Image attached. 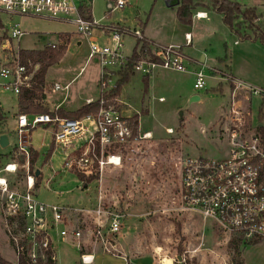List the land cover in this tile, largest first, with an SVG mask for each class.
I'll return each mask as SVG.
<instances>
[{
    "label": "rangeland",
    "instance_id": "374dc122",
    "mask_svg": "<svg viewBox=\"0 0 264 264\" xmlns=\"http://www.w3.org/2000/svg\"><path fill=\"white\" fill-rule=\"evenodd\" d=\"M91 1L93 17L101 20L102 24L112 22L120 24L122 29L129 30L140 28L142 37L146 35L160 45L183 46L188 58L185 62L186 71L156 69L149 79L147 91L143 76L134 72L129 79L132 80L130 97L121 95L122 86L118 96L109 98V105L124 115L132 117L134 114H140L141 135L146 130L152 132L149 139H139L117 149L123 154V166H105L103 172L96 163L91 165L90 169L79 170L76 165L66 168L65 150L63 151L62 147L56 148L53 127L39 126L31 130L28 138L31 157L36 155V162L32 166L30 164V172L36 174L39 169L42 173L35 192L37 198L42 202L77 209L95 205L97 193L102 189L107 204L126 212L122 231H129L132 235L147 240L146 243L153 248L157 256L169 254L178 262L176 264H264V240L255 244L243 242L238 255L229 245L231 238L237 236L234 232H225L213 219H206L185 208L180 202L181 173L176 164L180 158L187 156L221 158L225 155L227 141L219 140V134L229 99V87L226 82L209 78V66L217 56L227 52L231 74L250 85L264 89V46L259 42L240 41L223 23L221 14L214 15L208 4V7L199 4L194 10L193 19H200L197 18V13L205 12L208 17L213 16L211 21H195L190 27L179 21L178 5L170 6L167 0H131L124 10L109 16L107 0ZM237 1L247 4L246 6H256L258 11L264 12V0ZM0 21L3 25L0 33L4 28H10L13 23H18L24 31L18 40L11 41V49L2 48L1 45L7 43L6 39L2 42L0 63H3L5 58L11 59L19 49H39L47 39L55 40L53 33L69 32L65 33L70 35L66 53L59 63L49 67L46 74L44 92H47V104L50 108L62 103L63 109L74 111L87 104L88 99L93 98V101H96L102 97L99 57L89 56L87 40L83 35L76 33L74 25L10 15L3 11H0ZM187 31L193 33V45L186 44ZM124 40L125 54L130 55L136 45L135 38L125 36ZM204 53L206 60L196 64L195 61H200ZM195 68L202 69L209 75L206 90L194 88L192 71ZM122 72L124 71H111L108 77L112 83L109 85H115L102 94L111 96L122 78ZM54 83H59L62 87L69 84V89L67 92L52 89ZM194 95L200 99L192 100ZM17 99L12 93H6L2 97L6 115L2 113L0 131L4 129L7 132L10 145L0 146V168L12 161L18 142L15 132L16 115L20 112ZM36 102L43 105L41 100ZM45 103L43 106L50 109ZM257 108V102L253 100L255 115H258ZM92 127L91 125L90 128ZM168 128L173 132L169 133ZM52 145L55 146L50 153ZM77 146L80 148L76 149ZM84 149L85 145L76 141L66 151L71 156H80ZM18 161L22 165L24 157L19 156ZM92 172L93 175L98 172V178L84 186L77 177L78 173H83L88 179ZM25 174L26 169L19 167L16 175H10V179L23 181ZM12 184H15L14 181ZM62 228L64 227L61 224L52 232L58 255L56 264H80L78 249L59 235ZM121 232L117 236L120 253ZM96 247L100 252L96 254V260L92 264H121L122 261L125 264L122 258L102 252L99 245ZM96 247L93 245V248ZM0 253L6 260L16 262L1 212ZM178 255L185 258L183 263L178 260Z\"/></svg>",
    "mask_w": 264,
    "mask_h": 264
},
{
    "label": "built area",
    "instance_id": "2783aa9c",
    "mask_svg": "<svg viewBox=\"0 0 264 264\" xmlns=\"http://www.w3.org/2000/svg\"><path fill=\"white\" fill-rule=\"evenodd\" d=\"M131 0H107V16L124 10ZM0 11L10 15L40 18L48 21L72 24L76 33L83 35L90 49V57L98 56L101 66L100 92L111 89V71H124L130 55L125 54V36L135 42L142 40L141 29H122L120 24H102L93 17L91 0H0ZM208 17L198 12L197 18ZM130 32V33H129ZM6 34L2 48L24 34L18 23L4 28ZM186 44L191 43V34H185ZM136 46V45H135ZM151 54H140L134 71L142 76L151 75L158 68L186 71L188 59L181 45L151 43ZM20 50V49H19ZM19 50L10 59L0 63V104L6 93L19 96L21 90L30 87L39 65L31 70L20 60ZM134 50V49H133ZM139 50V48H138ZM32 64H30L31 66ZM194 88H207L209 75L204 70L194 72ZM229 87V99L221 122L219 140L227 141V150L221 158L183 157L176 163L181 173L180 202L186 209L213 219L225 232L235 233L242 242L264 240V89L235 78L222 69L210 68V76ZM219 82V83H220ZM115 87V86H114ZM53 88L68 91L69 84L55 83ZM109 99H101L105 105L94 114L82 118H62L49 113H18V142L12 161L0 168V212L16 255V262L25 255L28 264H46L47 251L51 260L58 261L53 229L63 225L59 235L80 254V264L95 261L93 245L114 257L127 259L118 250L117 236L122 231L126 212L115 209L105 201L100 189L96 203L90 207L71 208L42 202L37 198L35 173L30 172V131L39 126L53 127V141L65 150V167L76 165L79 170L90 169L97 164L103 172L105 166L122 164V152L118 148L128 146L139 139H149L152 132L132 140L130 116L114 106H106ZM253 100L257 102L258 115L253 113ZM92 102V101H89ZM93 126L92 129L90 126ZM171 133L173 130L168 129ZM88 134V135H86ZM82 141L85 149L80 156H71L66 149ZM80 148L77 146L76 149ZM19 156L24 157L20 165ZM19 167L26 169L24 180H11ZM14 181V185L12 182ZM92 248L91 250H88ZM86 250V251H84ZM159 257L160 264L178 263L169 254ZM169 262H166L168 261Z\"/></svg>",
    "mask_w": 264,
    "mask_h": 264
},
{
    "label": "trees",
    "instance_id": "16d2710c",
    "mask_svg": "<svg viewBox=\"0 0 264 264\" xmlns=\"http://www.w3.org/2000/svg\"><path fill=\"white\" fill-rule=\"evenodd\" d=\"M209 8L213 11L222 15L224 24L231 30V32L236 35L240 40H251L258 41L264 46V12L258 11L256 6H245L239 1L233 0H180L178 5L177 16L181 23L185 25H191L193 23L194 10L198 5ZM208 4V6H207ZM261 20V21H260ZM260 21V22H259ZM145 25V24H143ZM145 27V26H143ZM3 25L0 21V29ZM60 42L57 44H46L43 48L39 49H20L19 56L23 64H26L31 70L33 66L38 64L39 68L35 71L33 78L31 80L30 87L23 88L20 95L18 96V106L20 113H49L52 116H59L62 118H82L88 114L97 113L101 107L105 105L101 104V99H109L112 96H118L121 87L129 81L131 76L134 74V64L137 61L140 54H151V42L147 38L138 40L136 46L134 47L133 53L129 58L128 65L124 72H122V78L119 81L115 90H113L111 96L108 94H100L102 97L99 100L88 102L87 104L81 106L74 111H66L63 108H58L55 110H50L36 101L44 99V87H45V77L49 67L57 64L63 58L67 51V45L70 41L69 34H60ZM6 34H0V45L6 39ZM139 48V50H138ZM226 57L222 58L223 61ZM30 64H32L30 66ZM150 75L143 76V81L145 84L146 91L149 86ZM110 101L106 106H109ZM4 115V114H3ZM140 114H134L130 118L132 137L134 140L138 138L141 134L139 125ZM2 119V112L0 111V120ZM55 146V145H54ZM54 146H51L50 153L53 151ZM37 154V153H35ZM36 162V155L31 157V166ZM83 173H78L77 177L84 183V186L94 179H97L98 172L88 179L85 178ZM36 181L35 186L39 187V178ZM87 179V180H86ZM259 241H251L249 244H255ZM242 240L240 237H233L229 241V245L234 248L236 254H240V246L242 245ZM47 261L46 264H56L51 260L50 251H47ZM0 264H14L6 260L0 253ZM19 264H28V259L25 255L20 258ZM242 264V263H238Z\"/></svg>",
    "mask_w": 264,
    "mask_h": 264
},
{
    "label": "crops",
    "instance_id": "0c3cea01",
    "mask_svg": "<svg viewBox=\"0 0 264 264\" xmlns=\"http://www.w3.org/2000/svg\"><path fill=\"white\" fill-rule=\"evenodd\" d=\"M237 1V0H235ZM242 1V0H241ZM247 5V4H246ZM245 5V6H246ZM214 15L217 13V12H213ZM213 17V16H212ZM210 15L208 18H202V19H193V23L191 25H187V26H190L192 27L194 22L195 21H202V20H207V21H211V18H212ZM222 17V15H221ZM223 21V19H222ZM224 23V22H223ZM144 26V25H143ZM65 33H69V32H65V31H59V32H56V33H53L55 34V40H53L52 38L50 39H47V42L45 41L43 43V45L40 47V48H43L46 44H57L58 42H60V34H65ZM186 33H190L191 34V43L190 45H193L194 44V36H193V33H191L190 31H187ZM1 34V33H0ZM143 34H144V27H143ZM215 34V33H214ZM66 35V34H65ZM145 38H147L151 43H155V44H159V43H156L154 42V40L146 35H144ZM241 41V40H240ZM247 41H251V40H247ZM252 42H258V41H252ZM5 43H3L1 46H3ZM70 44V43H69ZM68 44V45H69ZM67 45V46H68ZM263 46V45H262ZM68 48V47H67ZM224 57H227V60L226 58L221 61L222 58ZM206 60V54L204 53L200 59V61H195L196 64H198L199 62H204ZM194 62V64H195ZM195 64V65H196ZM210 68H220V69H223L224 71H227L229 73H231L230 71V60L228 59V54L227 52L223 55H220V56H217L215 61L214 62H211V66H209ZM196 68L194 69V71H192V74L194 76V79H195V75H194V72H195ZM136 74V73H135ZM141 75V74H140ZM152 75V74H151ZM151 75L149 77V79H151ZM132 83V80H130L128 83H126L125 85H123L122 87V90H121V95L122 96H129L130 97V85ZM55 84V83H54ZM53 84V85H54ZM45 86H46V77H45ZM52 89H53V86H52ZM206 90V89H205ZM193 95V94H192ZM66 96V95H65ZM3 97V96H2ZM2 97H1V104H0V111L4 114L5 113V110L2 106ZM18 97V96H17ZM66 98V97H65ZM197 98V99H196ZM198 100L200 99L199 96H193L192 97V100ZM95 99L93 98H90L87 100V102L89 101H93ZM64 101V100H63ZM41 102H43V105H44V102H46L45 104H47V92H44V99L41 100ZM17 103H18V99H17ZM48 106V104H47ZM49 107V106H48ZM50 108V107H49ZM58 108H62V103H58L57 105H55L54 108H50V110H55V109H58ZM18 109H19V106H18ZM65 110V109H64ZM66 111H73V110H66ZM20 113V112H19ZM6 115V114H4ZM128 116V115H127ZM16 118H17V115H16ZM1 127V125H0ZM141 129V128H140ZM169 129V128H168ZM2 134H6L8 139H9V136L7 134V132L3 129L2 131H0V136ZM79 142H82V141H79ZM9 145H10V139H9ZM60 146H56V148H59ZM61 149V148H60ZM123 156V154H122ZM121 166H123V157H122V164ZM38 170V169H37ZM36 170V171H37ZM39 174H42L41 171ZM39 176V175H38ZM38 176L37 179H38ZM49 183V182H48ZM38 187H36V190H37ZM147 240H143L141 238V236H134L132 235L129 231H122L121 232V238H120V246H121V253L123 256L126 257L127 259V262L126 264H160L159 263V257L157 256V254H155L153 252V248H151L148 243H146ZM94 253H95V260H96V257L98 255V253L100 252V249H97L94 248ZM97 254V255H96ZM185 261V258L182 260V263ZM95 262V261H94ZM121 264H124L123 261Z\"/></svg>",
    "mask_w": 264,
    "mask_h": 264
},
{
    "label": "water",
    "instance_id": "95a60500",
    "mask_svg": "<svg viewBox=\"0 0 264 264\" xmlns=\"http://www.w3.org/2000/svg\"><path fill=\"white\" fill-rule=\"evenodd\" d=\"M167 3H168V5H170V6H177V5L180 4V0H167ZM196 99H197V98H196ZM194 100H195V99H194ZM8 145H9V139H8L7 135H6V134H2V135L0 136V146H1V147H6V146H8ZM39 173H40V170L38 169V170L36 171V176H38ZM178 260H179L180 262L183 260V258H182L181 255H178Z\"/></svg>",
    "mask_w": 264,
    "mask_h": 264
}]
</instances>
